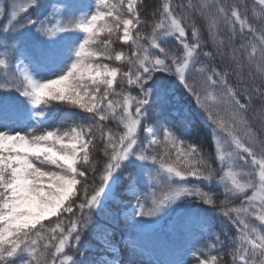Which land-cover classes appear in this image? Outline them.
I'll use <instances>...</instances> for the list:
<instances>
[{"label": "snow or ice", "instance_id": "1", "mask_svg": "<svg viewBox=\"0 0 264 264\" xmlns=\"http://www.w3.org/2000/svg\"><path fill=\"white\" fill-rule=\"evenodd\" d=\"M255 3L259 28L236 3L188 0L178 13L173 0H162L146 35L138 0H93L87 10L73 0L0 2V20L9 17L0 27V264H94L81 250L82 236L117 185L135 199L120 201L132 226L150 227L192 202L186 219L214 237L194 240L195 264L224 261L220 235L195 211L200 208L236 230L231 264H264V138L248 119L258 101L264 124V0L259 12ZM197 14L215 53L203 51ZM221 22L230 33L229 58L241 69L231 73L236 84L226 67L199 60L224 57ZM172 83L194 97L209 122L218 177L203 146L182 138L175 124H148L150 109ZM59 105L79 112L46 127ZM214 180L222 193L200 186ZM110 235L105 229V244L115 253Z\"/></svg>", "mask_w": 264, "mask_h": 264}, {"label": "trees", "instance_id": "2", "mask_svg": "<svg viewBox=\"0 0 264 264\" xmlns=\"http://www.w3.org/2000/svg\"><path fill=\"white\" fill-rule=\"evenodd\" d=\"M76 5L82 6L84 10H87L90 5L93 4V0H73ZM162 0H138L142 18L145 20V25L141 29L146 35L151 32V24L158 18L153 15L155 10L160 6ZM193 2H198V0H193ZM226 5H231L236 3L240 5L242 12L247 10V15L249 21L252 22L256 27H261V23L254 18L253 6L254 0H222ZM188 0H173L174 7L176 11L180 12V5H187ZM255 7L257 12H259L258 0H256ZM35 15V13H33ZM24 14H21L20 20H23ZM9 17L6 15L2 22L6 23ZM195 21L197 26L201 29L202 38L206 42V46L203 51H212L215 53V47L212 41L208 37L207 22L200 17L198 14L195 16ZM3 27V26H1ZM230 33L221 22L218 39L225 42L224 52L225 55L223 58L216 56L215 59L209 60L207 57L201 55L199 60L201 63L211 66H216L220 69L227 68L230 73V80L233 84H236L237 77L232 75L233 70L240 71L241 69L237 68L234 65L228 53L231 51V48L228 47ZM241 42V37L238 34L235 38L234 43L238 46ZM146 43V41H145ZM175 44V41L172 38H168V45L171 46ZM114 47L120 49L122 45L120 42H116ZM126 52H129L130 49L127 46H123ZM153 52H156V49H152ZM113 63L112 61H108ZM199 66V65H198ZM244 79L247 80L248 67L245 63L243 69ZM119 79V77L117 78ZM171 79V77H169ZM167 83V82H165ZM256 83L259 84L260 81L256 80ZM119 87V86H117ZM172 99V102H176V107L169 103V99ZM259 102L257 101L253 105V110H250L248 113V119L252 124V127L257 131L261 138H264V124L261 122L260 115L258 114ZM57 117L63 118L66 113L69 112H79L78 109H71L66 105L57 106ZM253 112H257L255 118L253 117ZM85 115V114H82ZM151 119L148 121L149 125L157 126V121H167L170 124H175L179 129V133L187 141L198 142L202 145V151L207 158L212 162V167L217 170V177L221 174L219 171V163L215 160V152L213 146L209 143L210 140V127L209 122L206 120L202 111L196 105L194 97H192L187 92H182L177 88L175 83H172L168 86L166 95L164 96L162 102L159 105H153L150 109ZM76 120L80 121L81 117H75ZM109 127H114L111 121L108 122ZM116 131H122V129H115ZM161 151V149H157ZM102 156V151L98 153ZM192 181V178H189ZM195 182V181H193ZM96 183H99V180H96ZM200 186L205 190H208V187H211L214 192H223V187L218 183V180H214L211 185H207L206 182H200ZM129 200L135 201L129 195H125ZM223 196H218V200L222 199ZM123 198L120 197V189H116L115 198L107 202L104 211L94 212L93 213V223L89 225V228L86 229L82 236L81 241V250L87 249L84 255L85 258L96 263V258L99 260V257L107 250L104 237L102 236V231L106 228H113L115 231H118L122 234L123 238L129 237L137 243L138 247L146 253V256H131L126 258L121 262V264H154L148 260V256H153L155 259L162 262V264H185L187 258L190 255V250L194 240L197 237L204 236V239L213 240L214 237L206 236L205 234L199 231V225L195 220L186 219L189 209L192 208V202L189 201L186 207L178 208L173 211L169 216L165 217L161 222V227H154L149 230L137 231L134 226L131 225L130 221L124 220L118 210V206L121 204L120 201ZM239 201H234L233 206H238ZM199 212L201 217H207L211 225V231L218 233L220 235L221 241L224 244L222 254L224 255V261L222 264H231L230 256L227 255L231 248V240L236 237V230L232 227L231 224L227 223L225 220L221 219L218 213H214L210 208L208 211H204L203 208L195 209ZM172 223V229H167L165 226L168 223ZM254 223H258L253 219ZM49 221H45V224H48ZM227 233V235H225ZM110 245L116 247L114 240L111 237L108 238ZM174 242V243H173ZM165 253V254H164ZM215 254V253H213ZM172 258V262H165V256ZM77 254V259H79ZM99 264V261H98Z\"/></svg>", "mask_w": 264, "mask_h": 264}, {"label": "rangeland", "instance_id": "3", "mask_svg": "<svg viewBox=\"0 0 264 264\" xmlns=\"http://www.w3.org/2000/svg\"><path fill=\"white\" fill-rule=\"evenodd\" d=\"M0 2L4 3L5 6H7L9 3H10V0H0ZM32 15H34L33 13H31ZM4 25V22H2L0 20V27ZM106 63H110L108 61H105ZM169 99V103L168 104H172L174 107H176V102H172V99L171 98H168ZM57 112L55 113V120L54 121H50L47 125H45L46 127H56L60 124V121L62 118H58L57 117ZM77 122H79L77 120ZM70 124V121L68 122H65L63 127L67 128ZM152 126V125H150ZM37 166L39 167V163H37ZM116 189H120V197H122L124 203H128L129 199L126 198L125 195H128L127 193V190L125 188H123L122 186L120 185H117L114 189V193L116 192ZM131 203H135V201H132L131 200ZM120 214V216L124 219V220H127L126 219V213H127V208L124 207V204H120L118 206V210H117ZM54 219V218H53ZM128 221V220H127ZM163 220H160L159 222L153 224L152 226L150 227H146V226H134L135 229L137 231H143V230H149V229H152L154 227H161L162 222ZM167 229H172V223H168L166 226H165ZM107 230L110 231L111 235L109 237H111V239L114 240V244L116 243V252L114 253L113 251H111L110 248H108L107 250H105V252L102 254L101 257H99V260L96 258V263L98 264V261H99V264H106L107 261L109 260H116L117 261V264H121V262L123 260H125L126 258H129L131 256H146V253L141 250L137 243H135V241L129 237H126V238H123L122 237V234L118 231H115V229L113 228H106ZM105 230V229H104ZM104 230L102 231V236L104 237ZM174 243V242H173ZM165 254V253H164ZM165 256V255H164ZM149 261L153 262L154 264H162L161 261L155 259L152 255L151 256H148L147 257ZM187 262H185V264H195V261L192 259L191 256H188L187 258ZM167 261V263H169L170 261L172 262V258L168 257V256H165V262Z\"/></svg>", "mask_w": 264, "mask_h": 264}]
</instances>
